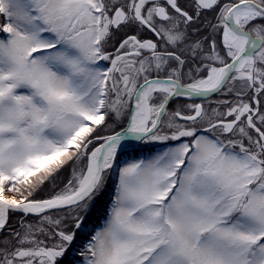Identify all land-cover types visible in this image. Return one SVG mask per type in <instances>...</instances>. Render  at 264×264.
Masks as SVG:
<instances>
[{
    "label": "snow or ice",
    "instance_id": "6c2138e0",
    "mask_svg": "<svg viewBox=\"0 0 264 264\" xmlns=\"http://www.w3.org/2000/svg\"><path fill=\"white\" fill-rule=\"evenodd\" d=\"M0 264H264V0H0Z\"/></svg>",
    "mask_w": 264,
    "mask_h": 264
},
{
    "label": "trees",
    "instance_id": "16d2710c",
    "mask_svg": "<svg viewBox=\"0 0 264 264\" xmlns=\"http://www.w3.org/2000/svg\"><path fill=\"white\" fill-rule=\"evenodd\" d=\"M148 150H146L145 152H147ZM106 202H107V197H105V202L101 203L97 209L95 210L94 214H93V217L91 218V223L92 224H95V225H98L103 216H104V212H105V209H106ZM18 220V216L14 215L11 217V221L12 222H15ZM84 238L82 236H78V240L77 242L83 240Z\"/></svg>",
    "mask_w": 264,
    "mask_h": 264
},
{
    "label": "rangeland",
    "instance_id": "374dc122",
    "mask_svg": "<svg viewBox=\"0 0 264 264\" xmlns=\"http://www.w3.org/2000/svg\"><path fill=\"white\" fill-rule=\"evenodd\" d=\"M148 150V149H145V151ZM82 241V240H81ZM81 241L77 242V243H80Z\"/></svg>",
    "mask_w": 264,
    "mask_h": 264
},
{
    "label": "flooded vegetation",
    "instance_id": "af4514ba",
    "mask_svg": "<svg viewBox=\"0 0 264 264\" xmlns=\"http://www.w3.org/2000/svg\"><path fill=\"white\" fill-rule=\"evenodd\" d=\"M174 103H176V102L174 101Z\"/></svg>",
    "mask_w": 264,
    "mask_h": 264
}]
</instances>
